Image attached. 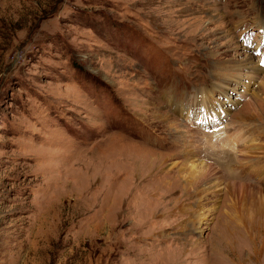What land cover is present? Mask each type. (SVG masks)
<instances>
[{
	"label": "rangeland",
	"instance_id": "1",
	"mask_svg": "<svg viewBox=\"0 0 264 264\" xmlns=\"http://www.w3.org/2000/svg\"><path fill=\"white\" fill-rule=\"evenodd\" d=\"M0 264H264V0H0Z\"/></svg>",
	"mask_w": 264,
	"mask_h": 264
},
{
	"label": "bare ground",
	"instance_id": "2",
	"mask_svg": "<svg viewBox=\"0 0 264 264\" xmlns=\"http://www.w3.org/2000/svg\"><path fill=\"white\" fill-rule=\"evenodd\" d=\"M203 111H204V113H206V110L205 109ZM206 116H207V113H206ZM208 137H209V135H208ZM204 140H205V145H207V151H210V150H213L214 151V149H218V145H220L221 148L224 149L225 146H226L225 143L231 145L233 148L239 149V147H237L236 145H234L232 143V141L228 137L223 138V139H220L215 144L214 143H210V137L208 138V140L207 139H204ZM184 156L186 158L185 159V162L174 163L172 170L173 171H176L177 168L180 167V165H181L182 168H180V170H183V172L186 173V176L187 177L185 175L184 176H181L184 179V181H185V188L184 189L186 191V194L187 195L188 194H191L190 196H191V198H193L196 195H199V194L208 192V190L211 189V187L206 188L205 186H206V184H210L211 181L214 182L213 179L218 180V177L216 176V173H213V172H210V171H208V172H197L196 175H193V177H191L190 174H193L194 171H195V169L197 168L196 164H198V167L199 166L205 167V165H204V163H196L197 161H196L195 158H197V157L200 158L201 157L199 152H198V154H196V153H193L191 151H188ZM189 162H191L190 165H188ZM178 176H179V174H178ZM198 185L203 186V189H200L201 187L199 188ZM211 193H214V192H211Z\"/></svg>",
	"mask_w": 264,
	"mask_h": 264
}]
</instances>
